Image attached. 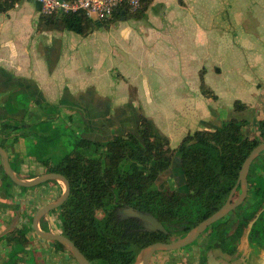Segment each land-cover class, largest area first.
Returning a JSON list of instances; mask_svg holds the SVG:
<instances>
[{
    "label": "crops",
    "instance_id": "0c3cea01",
    "mask_svg": "<svg viewBox=\"0 0 264 264\" xmlns=\"http://www.w3.org/2000/svg\"><path fill=\"white\" fill-rule=\"evenodd\" d=\"M104 23L80 35L43 18L32 2L0 11V129L39 122L47 131L65 120L63 126L87 122L93 131L99 121L108 138L117 130L110 124L125 129L135 122L136 128L142 115L175 149L187 134L212 128L225 111L233 113L235 102L247 110L264 105V0H151L140 18ZM4 149L21 177L42 174L22 136ZM43 187L22 192L0 173V264H26L19 260L30 249L37 264H77L33 230L27 233L31 247L8 256L3 237L15 223L29 222L17 202L27 193L46 194ZM49 191L58 195L37 204L29 218L61 194L58 185ZM48 217L46 228L60 232L58 219Z\"/></svg>",
    "mask_w": 264,
    "mask_h": 264
},
{
    "label": "trees",
    "instance_id": "16d2710c",
    "mask_svg": "<svg viewBox=\"0 0 264 264\" xmlns=\"http://www.w3.org/2000/svg\"><path fill=\"white\" fill-rule=\"evenodd\" d=\"M150 1L140 0V7L135 12L122 7L112 17L140 18ZM13 4V1L0 2V11ZM42 17L56 20L63 28L80 35H85L93 25H104L108 20L94 23L82 12ZM200 91L209 94L203 83ZM10 100L9 106L14 107L16 98L15 102L13 98ZM17 101L20 100L17 98ZM232 110L236 116L210 129L187 134L175 149L169 147L168 139L158 132L151 120L140 115L135 130L116 132L104 141L75 137L72 149L56 163L37 156L44 172L59 173L70 185L67 200L53 210L61 234L90 263L101 261L105 264H133L144 247L186 235L224 204L244 160L264 142V118L257 120L258 135L251 137L248 134L250 121L242 115L247 107L235 102ZM9 122L19 125L13 120ZM38 124L19 125V130L1 128V147L19 136L48 142L56 129L50 124L47 131L33 133V127ZM174 164L180 171L184 192L157 185L159 177L170 171ZM0 173L3 181L15 186L1 165ZM247 181V197L237 208L234 218L227 215L207 229L209 232L198 254L200 264H206V254L210 251L217 259V250L231 258L240 255L238 249L243 239L251 249H264V152L251 164ZM40 186L19 188L26 191ZM126 207L150 213L168 233L145 230L139 219L121 217L118 210ZM96 208L102 211L101 218L94 215ZM40 222L43 224L41 229L47 230L44 220ZM17 225L15 223L3 237L11 252L9 258L31 247L27 237L31 225ZM54 244L56 252L66 251L63 245Z\"/></svg>",
    "mask_w": 264,
    "mask_h": 264
},
{
    "label": "rangeland",
    "instance_id": "374dc122",
    "mask_svg": "<svg viewBox=\"0 0 264 264\" xmlns=\"http://www.w3.org/2000/svg\"><path fill=\"white\" fill-rule=\"evenodd\" d=\"M89 59H90V61H92L94 58L90 57ZM19 100L21 101L22 99H19ZM242 115L244 117H246L247 119H249V121H250V125L248 126L249 127V129H248L249 136H251V137L257 136L258 135V133L256 131L257 120L264 118V105L263 106H253V108L248 109ZM220 116H221L220 118H223L224 120H220L218 123L219 125L223 121H226V120L232 118L233 116H236V114L235 113L230 114L229 112L225 111V112L221 113ZM62 122H66V121L65 120L60 121V122H58V124L56 126H53L51 123L50 127L53 129L55 128L56 131L49 138L48 142L47 141H45V142L40 141L39 138L36 139L35 141H33V139H30L29 136H27L25 138V141H26V148L28 149V152L30 154L33 153V155H37L38 157H41L43 159L48 158L50 160V162L56 163L57 161H59L62 158V156L65 153L69 152L72 149L73 142H75V140H76L75 137H78V136L95 137L97 140H100V141H104L107 139V137H105V136H107V132L103 131L106 127V124L104 125V128L102 129V125L100 124L99 121L95 122V125H94L95 130H93V131L88 130L87 122H73V121H71L70 123L65 124V126H63L64 123H62ZM215 125H213L212 127H214ZM50 127H47L46 129L48 130ZM110 127L113 131H114V129L115 130L117 129L114 133H116V132L120 133V132H124L126 128L133 130L135 128V122L134 123L130 122L129 125L125 126V129H123L122 127L116 128L111 124H110ZM43 128H44V126L42 124L35 125L32 129V132L33 133L34 132L40 133V131ZM103 132H104V135H103ZM46 134H47V132H46ZM30 141H31V143H30ZM260 162H261V160H258V163H260ZM39 171L42 173H45L44 172L45 168L42 164H41V168ZM181 181H182V178L180 175V171L176 167V165L174 164V166L172 167V169L170 171L162 174L159 177V180L157 181V185L160 188L169 187V188H172L176 191L184 192L183 185H182ZM57 185L60 187V190L62 193V191H63V184L62 183L50 182L48 184L42 185V186H44L43 187L44 191H45V189L48 190L46 194L43 193L42 196H37L35 198V196H32L31 194L27 193L25 195L24 200L22 198L20 201L17 202V205L19 206L18 209L19 210L21 209L23 211V216H24L23 219L26 220V222H28L27 220H29L28 225H29L30 220H31V217L29 218V216L32 212H34L36 205L37 204L39 205V203L41 204L42 201L45 199L47 201V199H53L56 195H58L57 192H55V191H49L51 188H53V186H57ZM27 191H29V190H26L25 192H27ZM22 192H24V191H22ZM238 194H239V192H237L235 197H237ZM21 195H24V194H19V197ZM19 197L16 196V198H19ZM25 199L30 200L31 203L28 204V202H26ZM236 210H237V208L234 211H232L231 213H229L228 216L233 219ZM94 215L97 218H101L103 213L99 208H96V210L94 211ZM48 216L50 218H52L53 220L54 219L57 220L56 213L53 211L49 212ZM46 226H47V224H46ZM54 230H56V227H54ZM208 232H209V230L205 231L195 242H193L191 245L186 246L185 248L175 250V251H158V252H156L154 254V257H153L154 259H153L152 264H197V260H198L197 257H198L199 251L201 250V248H199V247L204 245L205 238H206ZM55 233H57V232H55ZM174 240H175L174 237L170 238V241H174ZM46 242H48V241H46ZM52 243H54V242H52ZM181 250H182V253H181ZM238 251H241V254L236 255L233 258L222 255L218 250L215 252L217 254V257L220 260L229 261L230 263H233V264H264V249L263 248H252L251 249L248 246V244L246 243L245 239H243L242 242L240 243ZM33 254H34V251L32 249H30V253L28 255L25 254V255H27V257L22 258L23 256H21L19 261L24 262L26 264H37V262L33 258ZM198 262L200 263V261H198ZM38 264H41V263L38 261ZM91 264H105V263H103L101 261H92ZM201 264H204V263L202 262Z\"/></svg>",
    "mask_w": 264,
    "mask_h": 264
},
{
    "label": "water",
    "instance_id": "95a60500",
    "mask_svg": "<svg viewBox=\"0 0 264 264\" xmlns=\"http://www.w3.org/2000/svg\"><path fill=\"white\" fill-rule=\"evenodd\" d=\"M264 152V142L257 145L244 160L239 172L238 178L229 192L224 204L213 214L202 220L194 226L186 235L177 238L170 242H155L144 247L135 258L133 264H150L152 257L158 251H175L185 248L195 242L208 228L214 223L223 219L229 213L242 205L248 194L247 176L251 164ZM0 165L2 166L4 174L10 181L20 188H34L45 184L47 182H59L63 184V191L54 201L47 203L39 208L31 218V229L42 240L48 242H57L66 248V251L72 256L77 264H90L86 257L79 251V249L64 235L55 233L50 229L42 230L40 228V221L47 216V214L59 208L68 198L70 193V185L67 179L56 172H45L33 178H23L12 168L9 161V156L6 150L0 145ZM239 192L238 196L235 195ZM118 214L123 218H137L145 230L160 232L167 234V230L153 215L147 212L135 211L131 207H126L118 210ZM206 264H232L225 260L217 259L210 251L206 254Z\"/></svg>",
    "mask_w": 264,
    "mask_h": 264
},
{
    "label": "built area",
    "instance_id": "2783aa9c",
    "mask_svg": "<svg viewBox=\"0 0 264 264\" xmlns=\"http://www.w3.org/2000/svg\"><path fill=\"white\" fill-rule=\"evenodd\" d=\"M5 1L35 3L42 16L82 12L95 21L112 18L122 7L129 12H135L140 7V0H0Z\"/></svg>",
    "mask_w": 264,
    "mask_h": 264
},
{
    "label": "flooded vegetation",
    "instance_id": "af4514ba",
    "mask_svg": "<svg viewBox=\"0 0 264 264\" xmlns=\"http://www.w3.org/2000/svg\"><path fill=\"white\" fill-rule=\"evenodd\" d=\"M44 220V219H43ZM45 221V220H44ZM41 227H43V224H42V222L40 223V228ZM58 233H60L61 234V230H60V232H58ZM90 263V262H89ZM91 264V263H90Z\"/></svg>",
    "mask_w": 264,
    "mask_h": 264
}]
</instances>
